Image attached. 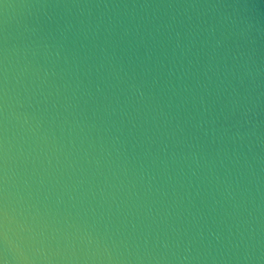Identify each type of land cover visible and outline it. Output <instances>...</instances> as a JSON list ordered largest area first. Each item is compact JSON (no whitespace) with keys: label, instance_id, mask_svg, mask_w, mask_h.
I'll use <instances>...</instances> for the list:
<instances>
[{"label":"clouds","instance_id":"clouds-1","mask_svg":"<svg viewBox=\"0 0 264 264\" xmlns=\"http://www.w3.org/2000/svg\"><path fill=\"white\" fill-rule=\"evenodd\" d=\"M0 264H264V0H0Z\"/></svg>","mask_w":264,"mask_h":264}]
</instances>
